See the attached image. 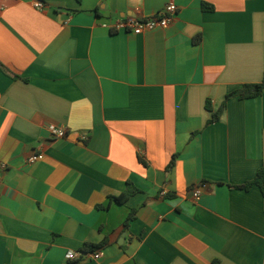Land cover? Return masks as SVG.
<instances>
[{
	"label": "crops",
	"instance_id": "crops-1",
	"mask_svg": "<svg viewBox=\"0 0 264 264\" xmlns=\"http://www.w3.org/2000/svg\"><path fill=\"white\" fill-rule=\"evenodd\" d=\"M35 1L0 0V264H264V92L207 124L264 82V0Z\"/></svg>",
	"mask_w": 264,
	"mask_h": 264
},
{
	"label": "built area",
	"instance_id": "built-area-1",
	"mask_svg": "<svg viewBox=\"0 0 264 264\" xmlns=\"http://www.w3.org/2000/svg\"><path fill=\"white\" fill-rule=\"evenodd\" d=\"M35 7L42 8L43 3L35 1ZM176 12V5L170 2L163 7V9L148 17H126L124 19L118 20L112 27L113 31H126L133 35H141L153 31L155 29H165L171 22L172 15ZM48 130L53 135L54 138H62L65 136V129L63 127H56L50 125ZM43 155L41 153L31 154L27 158V163L32 164L37 160L41 159ZM5 169L4 164H0V171ZM194 198L198 196V192L194 191ZM81 256H87L90 259L97 260L101 256L100 250L93 251H69L66 255L68 260H77Z\"/></svg>",
	"mask_w": 264,
	"mask_h": 264
},
{
	"label": "trees",
	"instance_id": "trees-1",
	"mask_svg": "<svg viewBox=\"0 0 264 264\" xmlns=\"http://www.w3.org/2000/svg\"><path fill=\"white\" fill-rule=\"evenodd\" d=\"M76 1H80V0H76ZM202 9L203 10H211L212 7L206 3H202L201 4ZM201 37L198 35L194 38V42H198L200 41ZM1 66V64H0ZM14 77H16L14 75ZM264 92V82L261 83H246L243 84L241 87H239L238 89L228 93L225 96V99L223 101V103L221 104V106L218 108L217 111H215L212 115L210 120L207 122V124L216 122L219 120L226 102L228 99L230 98H239V99H250V98H255L259 95H261ZM206 107L208 108V102L206 103ZM173 161H174V157L170 160L168 167H171L173 165ZM252 186H257L261 192V194L264 196V166L259 168L255 177L253 179H251L250 181H247L243 184L240 185H235L232 186L233 188H239V189H243V190H249ZM137 192V188H135L132 184H127V187L125 189V191L118 195V196H110V200L114 201L116 203L122 204L124 203L126 200H128L131 196H133L135 193ZM136 215V210L133 209L132 211L129 212V214L127 215L125 221H124V229H127L129 226V223L135 218ZM105 243V240H103V242L101 244H90V243H85L83 245V251H93L99 247H101V245H103Z\"/></svg>",
	"mask_w": 264,
	"mask_h": 264
}]
</instances>
